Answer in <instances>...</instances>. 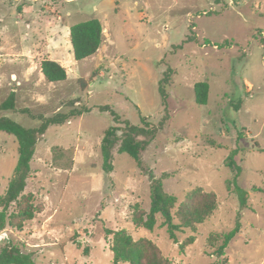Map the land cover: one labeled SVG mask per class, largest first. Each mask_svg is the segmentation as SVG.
<instances>
[{
    "label": "rangeland",
    "instance_id": "obj_1",
    "mask_svg": "<svg viewBox=\"0 0 264 264\" xmlns=\"http://www.w3.org/2000/svg\"><path fill=\"white\" fill-rule=\"evenodd\" d=\"M91 19L102 25V44L77 62L70 29ZM43 60L63 66L66 79L47 82ZM168 69L169 119L143 161L156 178L169 174L162 184L175 210L197 188L217 199L210 218L177 233L179 243L194 238L184 252L160 216L152 231L133 225L134 213L150 210V182L127 154L114 152L106 174L100 149L104 132L123 125L99 107L132 125L141 117L160 122L159 82ZM199 82L209 85L202 106L193 91ZM11 94L14 110L0 117L25 128L40 124L25 109L45 117L91 112L49 127L38 142L25 188L35 216L21 231H3L0 248L16 244L35 264H112L110 229L152 241L171 264H264V0H0V105ZM233 150L236 180L225 166ZM17 160L16 137L0 132V196ZM239 215L240 232L217 258L218 236Z\"/></svg>",
    "mask_w": 264,
    "mask_h": 264
},
{
    "label": "trees",
    "instance_id": "obj_2",
    "mask_svg": "<svg viewBox=\"0 0 264 264\" xmlns=\"http://www.w3.org/2000/svg\"><path fill=\"white\" fill-rule=\"evenodd\" d=\"M221 2L222 0H217ZM103 40V28L99 20L91 19L74 25L70 29V43L75 61H83L99 50ZM41 74L47 82L56 83L66 79L67 74L63 66L52 60H43L40 64ZM171 80V69L164 72L159 82V93L161 96L164 116L156 125L141 117V125H132L121 118L109 107H99L100 112L109 113L114 124H122L120 129L117 126L109 127L101 140V155L103 159V170L106 174L113 170V153L127 154L137 164L139 170L147 176L150 182L151 206L147 213H134L132 223L136 228H143L152 231L156 226V217L163 220L162 226L167 230L169 239L178 244L181 252L193 243L194 238L189 237L179 243L177 233H183L186 229L194 230L195 226L202 224L210 218L217 209V199L214 193L204 192L197 188L185 195L184 201L175 210L177 199L167 194L163 189L162 181L169 177L164 173L161 178H156L152 171L143 161V154L148 146L154 141L159 132L164 129L169 119L167 111V86ZM196 104L205 105L208 99L209 85L206 82L196 83L193 87ZM14 94L0 105V111L14 110ZM241 101L237 103L239 107ZM32 118L40 121L36 128H25L6 117H0V132L13 135L18 142V160L13 170L11 179L5 193L0 196V233L7 228L21 231L24 224L31 221L36 213L33 206L32 195L25 194L27 181L30 177V161L35 152V147L51 126H61L72 119L91 112L90 108H73L67 113H56L50 117L43 115L33 116L28 110L21 111ZM237 150H233L225 160L236 180L241 174V169L234 158ZM256 190V189H255ZM261 191V189H258ZM245 199L242 201L241 209H244ZM175 210V211H174ZM174 211V212H173ZM230 232L218 236L221 238V245L213 252L217 258L225 256V249L228 244L240 232V221ZM105 239L112 252V264H171L162 256L159 248L150 240L140 238L134 240L125 230L104 229ZM88 256V249L84 250ZM0 264H35L32 253H25L13 243H7L0 248Z\"/></svg>",
    "mask_w": 264,
    "mask_h": 264
},
{
    "label": "water",
    "instance_id": "obj_3",
    "mask_svg": "<svg viewBox=\"0 0 264 264\" xmlns=\"http://www.w3.org/2000/svg\"><path fill=\"white\" fill-rule=\"evenodd\" d=\"M4 237H5V233L3 232L0 234V240H2Z\"/></svg>",
    "mask_w": 264,
    "mask_h": 264
}]
</instances>
